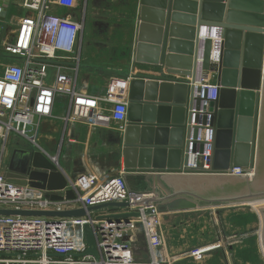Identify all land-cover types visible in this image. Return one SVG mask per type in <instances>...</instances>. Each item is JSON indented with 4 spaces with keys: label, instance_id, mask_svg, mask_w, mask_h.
<instances>
[{
    "label": "water",
    "instance_id": "95a60500",
    "mask_svg": "<svg viewBox=\"0 0 264 264\" xmlns=\"http://www.w3.org/2000/svg\"><path fill=\"white\" fill-rule=\"evenodd\" d=\"M8 4L9 0H2L0 31ZM138 4L133 61L161 69L162 76L129 78L126 119L118 139L127 172L162 174H123L129 191L154 193L132 203H154L163 212L258 204L259 241L264 255V0H138ZM204 26L220 27L223 33L216 64L210 59L211 41L204 40L203 78L212 73L218 85L206 116L205 103L201 105L197 99L193 105L191 100ZM193 107L195 122L204 125L209 118L213 129L209 174L180 172L187 162ZM196 134L194 127L193 136ZM233 167L250 168L252 173L229 174ZM1 168L7 181L41 189L51 200L75 197L71 180L57 161L38 148L14 149L7 167ZM128 206L124 201H111L63 210L0 208V215L83 217L102 208H121L124 211L95 214L98 219L128 222L137 216L136 212L125 211ZM83 231L88 247L81 255L96 257L91 227L85 224ZM136 246L134 258L148 261L142 237Z\"/></svg>",
    "mask_w": 264,
    "mask_h": 264
},
{
    "label": "built area",
    "instance_id": "2783aa9c",
    "mask_svg": "<svg viewBox=\"0 0 264 264\" xmlns=\"http://www.w3.org/2000/svg\"><path fill=\"white\" fill-rule=\"evenodd\" d=\"M62 3L63 0H23L22 7L27 12L18 19L12 38L9 32L1 39V46L13 57L0 74L2 142L15 134L39 147L41 121L52 116L58 97L66 100V112L61 117L66 128L79 120L95 124L106 120L125 122L127 79L112 77L103 98L77 87L84 22L73 19L70 14L55 12ZM2 10L0 0V16ZM3 21L5 24V18ZM204 28L205 34L200 32L199 36L191 100L193 105L197 99L201 100V105L205 103L206 116L209 102L217 96L218 85L212 73L203 78L204 40L210 39V59L216 64L223 33L217 26ZM214 53L217 57H213ZM185 80L191 78L185 77ZM100 100L109 106L107 114L100 112ZM190 112L187 162L180 172L209 174L212 173L213 129L209 118L204 125L195 122V107ZM194 127H197L195 137ZM1 167L0 161V208L63 210L124 201L129 204L128 212H136L137 216L126 222L124 219H98L95 213L59 218L0 215V264H169L160 233L164 212L154 203L134 205L133 201L152 194L129 191L122 174L103 181H97L94 176H80L70 183L75 194L73 199L51 200L41 189L7 181ZM228 173L251 175L252 169L233 167ZM85 224L91 227L96 257L81 255L88 247L83 231ZM139 237L146 242L149 253L146 262L134 258ZM203 251V248L196 249L188 255Z\"/></svg>",
    "mask_w": 264,
    "mask_h": 264
},
{
    "label": "rangeland",
    "instance_id": "374dc122",
    "mask_svg": "<svg viewBox=\"0 0 264 264\" xmlns=\"http://www.w3.org/2000/svg\"><path fill=\"white\" fill-rule=\"evenodd\" d=\"M23 0H9L6 9L5 24L0 31V74L13 57L1 46V39L14 31L18 19L27 10L22 7ZM89 5L90 14H86ZM64 14L83 20L84 31L82 42L86 38V29L98 25L95 33L96 41L115 43L116 31H121L120 47L114 51H124V36L129 29V20L135 9L133 0H101L87 2L85 0H63L57 7ZM119 18V20H117ZM113 26V36L107 32ZM103 26L105 29L102 30ZM105 38V39H103ZM9 39V36L7 37ZM94 40V41H95ZM110 53V49L108 50ZM107 53L97 56L94 69L99 67L109 74L116 67H126V59L109 61ZM93 71V70H91ZM116 77V76H115ZM13 135V134H12ZM38 146L42 147L38 138ZM44 147V146H43ZM45 148L49 149V140ZM257 205L251 206H205L195 209L171 210L162 209L164 215L161 224V236L167 248L169 264H264L259 241L260 222L256 212ZM210 208H213L212 210ZM217 244L214 249L205 252V246ZM204 249L203 252L188 255L193 250Z\"/></svg>",
    "mask_w": 264,
    "mask_h": 264
},
{
    "label": "crops",
    "instance_id": "0c3cea01",
    "mask_svg": "<svg viewBox=\"0 0 264 264\" xmlns=\"http://www.w3.org/2000/svg\"><path fill=\"white\" fill-rule=\"evenodd\" d=\"M87 2H100L101 0H85ZM135 9L132 11V18L129 20V29L124 36L125 46L120 47V37L122 32L116 31L117 38L115 43H102L95 40V33L98 25H89L86 29V38L80 47V68L77 76V87L90 95L97 98H103L112 77H120L129 80L132 76H162L159 68L151 67L144 64H138L133 61V48L135 46V33L138 24L137 11L138 0H133ZM58 14H64L62 10H54ZM90 14L89 5L86 9V14ZM75 19L74 16H72ZM76 20V19H75ZM119 20V18L117 19ZM107 31L111 35L114 33L113 26L108 27ZM105 29L103 26L102 30ZM105 39V38H103ZM83 40V39H82ZM95 40V41H94ZM110 49V53L108 50ZM101 53H107L108 61H117L126 59V67L120 66L111 70L109 74H105L104 70L99 67L93 68L96 65L97 56ZM93 70V71H91ZM164 74V73H162ZM213 75V74H211ZM210 75V76H211ZM173 76L174 75H165ZM176 78V77H175ZM182 78V77H181ZM185 78V77H184ZM109 106L100 100L99 110L103 114L108 113ZM66 112V100L63 97L56 98L52 116L44 118L41 121L38 138L42 147H37L39 150L45 152L49 158L57 161L61 171L66 174L68 179L75 181L80 176H94L97 181H103L119 174H162V172L153 171H134L127 172L124 169L123 157L121 155V142L119 141V133L121 127L125 122H116L113 120H106L103 123H94L90 120H79L75 123L67 125V128L61 119ZM49 140V149L45 148ZM27 146L37 149L26 138L10 135L5 142L0 140V156L1 165L7 167L9 158L14 149H25ZM2 172V170H1ZM124 178V177H123ZM56 193L62 194L61 191ZM154 194L153 192H141ZM46 194V193H45ZM211 210L213 208H210ZM122 212L121 208H102L97 210V215H104L111 212ZM125 211H128L125 209ZM137 234L140 236V232ZM140 238V237H139ZM163 251L167 253V248L164 246Z\"/></svg>",
    "mask_w": 264,
    "mask_h": 264
},
{
    "label": "bare ground",
    "instance_id": "6f19581e",
    "mask_svg": "<svg viewBox=\"0 0 264 264\" xmlns=\"http://www.w3.org/2000/svg\"><path fill=\"white\" fill-rule=\"evenodd\" d=\"M201 33L205 34V28H204V27L201 28ZM213 57H217L216 53H214ZM252 205H257V207H258V204H252ZM257 207H256V209H257ZM163 218H164V217H163ZM161 224H162V223H161ZM217 246H219V245H217V244L207 245V246H205V252H207V251H209V250H211V249H214V248H216Z\"/></svg>",
    "mask_w": 264,
    "mask_h": 264
}]
</instances>
